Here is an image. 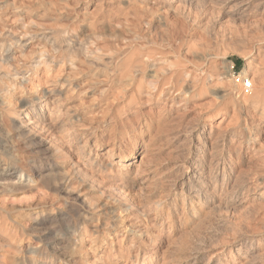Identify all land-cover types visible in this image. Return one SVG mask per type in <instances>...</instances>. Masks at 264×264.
Returning a JSON list of instances; mask_svg holds the SVG:
<instances>
[{
    "label": "rangeland",
    "instance_id": "1",
    "mask_svg": "<svg viewBox=\"0 0 264 264\" xmlns=\"http://www.w3.org/2000/svg\"><path fill=\"white\" fill-rule=\"evenodd\" d=\"M32 260L264 264V0H0V264Z\"/></svg>",
    "mask_w": 264,
    "mask_h": 264
},
{
    "label": "bare ground",
    "instance_id": "2",
    "mask_svg": "<svg viewBox=\"0 0 264 264\" xmlns=\"http://www.w3.org/2000/svg\"><path fill=\"white\" fill-rule=\"evenodd\" d=\"M66 57V56H65ZM60 101V100H59ZM6 110V109H5ZM33 112H35V109H33ZM43 112V111H42ZM29 116H31L30 115V111H28V116L27 117H29ZM32 117V119L34 120V121H32V119H31V121L34 123V125L36 126H38V124L40 123V120H38L40 117H38L37 115H35V116H31ZM29 121H30V119H29ZM31 123V122H30ZM29 123V124H30ZM27 133V132H26ZM7 216V215H6ZM6 216H4V215H2V217L3 218H5ZM4 221H5V219H4ZM6 221H8V220H6ZM3 225V224H2ZM23 233V232H22ZM31 259V258H30ZM24 264H26V263H24ZM30 264H38L35 260H32L31 262H30Z\"/></svg>",
    "mask_w": 264,
    "mask_h": 264
},
{
    "label": "built area",
    "instance_id": "3",
    "mask_svg": "<svg viewBox=\"0 0 264 264\" xmlns=\"http://www.w3.org/2000/svg\"><path fill=\"white\" fill-rule=\"evenodd\" d=\"M242 86H243V88H244L246 91L250 90L251 87H252L251 83L248 82V81H245V82L242 81Z\"/></svg>",
    "mask_w": 264,
    "mask_h": 264
}]
</instances>
